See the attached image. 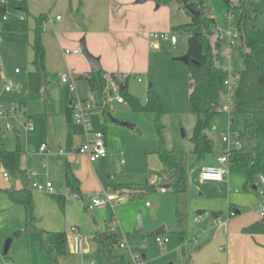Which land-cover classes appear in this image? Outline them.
Here are the masks:
<instances>
[{
  "label": "rangeland",
  "instance_id": "1",
  "mask_svg": "<svg viewBox=\"0 0 264 264\" xmlns=\"http://www.w3.org/2000/svg\"><path fill=\"white\" fill-rule=\"evenodd\" d=\"M33 1L27 2V10L21 14L26 19V32H0V104L4 109L15 108L11 117L0 119V137L7 151H14L19 147L23 168L26 169L27 160H31L34 169L40 167L43 161L44 169L41 175L30 178L28 174H11L0 164V192L14 188L30 190L37 225L49 232L66 231L69 235L72 233L70 227L76 226L86 239L90 233L103 232L107 225L105 221L111 220L108 228L122 237L123 247L115 246L109 260L93 251L87 252L83 259L72 254L67 255L62 258V262L67 264H90V261L94 264H105L106 260L109 261L107 264H208L206 255H214L220 259L222 256L224 261L227 253L219 250V244H210L204 251H199V247L218 229L225 231L236 225L248 226L264 218L258 212L260 206L264 207V198L258 194L259 186L245 190V178L240 174H229L228 187L200 183L197 179L200 166L213 165L216 162L220 133L225 132L232 141L235 140L234 134L243 129V120L232 115V125L227 128V116L224 113L217 116L214 123L215 129L220 131L219 136L213 130L206 132L213 141L214 153L206 155L199 162L195 161L191 139L196 117L188 109V97L193 82L186 65L174 60L185 55L187 37L175 33L176 45L164 43L161 50H151L149 58L141 60L140 57H135L130 59L131 67L124 69L125 71L113 72L117 80H122L121 76H129L127 91L141 105L145 104L149 86H152L160 98L164 112L158 119L159 128L156 126L155 113L133 111L126 101L120 104L114 100L110 104L106 103L112 119L131 124L134 129L117 125L109 116L95 112L91 117L92 125L97 131L105 133L107 155L91 164L85 156L77 152L83 141V137L79 135L82 129L74 122L67 121L65 111L70 97L78 100L90 97L86 81L78 79L79 75L85 73L86 62L89 69L90 66L85 57L65 54L66 50L72 51L76 47L73 39L68 35L67 41L61 43V30L52 27L49 22L56 15L63 16L64 22H69L65 10L68 0ZM190 1H203L205 13L215 20L214 35L210 38L213 46L219 36L216 31L238 28L240 0H230L229 5L225 0ZM251 2L255 11L254 26L258 30H264V0ZM169 5L175 11V19L180 17L181 23L189 21V15L182 6L176 2ZM40 13L46 19L37 28L36 19ZM224 23L226 27L223 29ZM36 29L44 47V68L50 83L46 87L44 99L27 101L25 92L28 74L32 71V44ZM62 31L68 32L71 29L64 28ZM167 32L173 31L169 28ZM222 48L219 52L215 50V55L219 53L231 70L235 69L238 74L243 69L239 51L236 48L229 49L225 43ZM168 57L174 60L172 64ZM63 74L71 76L73 93L68 94V86L61 82ZM136 77L140 78V82ZM6 84L15 85L16 88L5 92ZM5 124H9L10 129H6ZM68 134H72L69 145ZM161 142L165 148L183 151L189 156V168L193 169L187 175V191L184 194L158 191L162 165L156 151ZM42 145L47 147V153L42 154L44 157L36 153V149ZM30 147L34 151L30 152ZM66 166L79 180L77 190L69 191L66 188ZM4 172L9 175V179L2 177ZM109 174L118 184L148 183L156 190L141 197L130 198L127 190L115 191L106 187L105 179ZM33 183H50L52 191H37L32 187ZM74 193L79 195L78 199L72 198ZM53 195L65 197L63 208L58 205ZM91 198H111L112 201L104 208L96 209L89 207ZM209 205H216V210H209ZM138 211L142 212L140 229L136 228L135 223ZM234 211L239 214H234ZM211 213H219L220 216L213 220ZM5 216L6 213L0 215V233L11 223V215ZM196 219H199L198 222ZM207 220L213 224L211 228L206 227ZM94 221L99 224L97 228ZM160 228H165L166 232L157 233ZM202 230H206L209 235L200 239ZM14 233L12 231L3 238L1 245L3 247L7 241H11L7 256L12 259L13 264H17L18 256L28 250L29 246L21 238L22 235L15 237ZM156 238L167 239V242L160 246ZM32 240L36 251V240ZM0 264L10 263L0 254ZM35 264H44V261L38 258L37 261L35 259Z\"/></svg>",
  "mask_w": 264,
  "mask_h": 264
},
{
  "label": "trees",
  "instance_id": "2",
  "mask_svg": "<svg viewBox=\"0 0 264 264\" xmlns=\"http://www.w3.org/2000/svg\"><path fill=\"white\" fill-rule=\"evenodd\" d=\"M156 5H169L176 2L182 6L191 17V21L172 28L174 33L184 34L187 37L186 55L194 64L187 65L191 74L193 88L188 97V109L195 115L196 121L193 129L192 144L195 161L203 160L206 155L214 153L212 140L207 136L208 130H215V118L222 114L220 110L224 101V81L227 73L223 70V58L218 53L222 48L219 41L213 46L210 38L214 35L215 20L204 11V2L191 3L189 0H149ZM229 5L230 0H225ZM199 12L193 16L185 7ZM22 10L26 11V3H23ZM240 16L238 20L239 43L236 49L239 51L243 62V69L236 74L237 83L232 95V115L243 120V129L238 131V140L241 144L239 150H233L228 156L227 166L229 173L243 175L245 178L244 189H251L259 185V176L264 177V30H258L254 26L255 11L251 0L239 1ZM37 28L41 25V19L36 21ZM26 19L20 21L12 18L8 21L0 20V32H26ZM33 58L31 61L32 71L28 76V91L26 98L29 101H36L43 97L48 79L44 65V47L38 29L32 44ZM169 63L174 62L170 57ZM111 76L117 81L115 74H107L102 69L91 70L84 77L90 94L94 96L95 105L99 112L109 116V110L104 103L103 90L106 85V76ZM80 79L82 77L80 76ZM128 77L119 83L118 94L131 107L133 111L155 113L156 126L158 119L163 114V107L159 96L152 86H149L146 102L141 105L139 100L127 91ZM71 101V100H70ZM69 101V103H70ZM67 121H72L69 104L66 108ZM233 121V120H232ZM160 128V126L158 125ZM70 135H67L69 145ZM21 151L19 147L14 151H7L3 147L0 137V163L3 168L13 174L22 173L20 169ZM156 154L162 165V184L166 192L181 195L187 191V175L190 167L189 156L183 151H173L165 148L160 143ZM65 183L69 191L78 189L79 180L72 170L65 167ZM106 186L113 190H127L130 198L141 197L147 192L155 191L154 186L144 184H118L112 175L107 177ZM9 199L20 205L25 212L24 229L17 231L13 236L19 237L22 234H32L36 243L45 256L48 264H60L59 258L68 255L67 237L64 232H49L37 225L34 215V200L32 192L28 189H20L6 192ZM58 205L63 208L65 197L53 195ZM243 233L248 235H264V218L252 225L243 228ZM122 237L112 232L108 227L101 233L96 232L93 236V243L96 246V253L111 257L115 246L120 245Z\"/></svg>",
  "mask_w": 264,
  "mask_h": 264
},
{
  "label": "crops",
  "instance_id": "3",
  "mask_svg": "<svg viewBox=\"0 0 264 264\" xmlns=\"http://www.w3.org/2000/svg\"><path fill=\"white\" fill-rule=\"evenodd\" d=\"M32 2L34 1L32 0ZM26 10H27V3H26ZM65 10L67 12L66 14L68 15L69 22L68 21L64 22L65 18L60 15L55 16V17L57 16L61 17L59 21H55V17L54 19H52L54 20V22H52V27H55L56 29L61 30L62 32V34H59V38H60L59 41L63 43L64 41H67L68 35H71L74 46H76L73 49L75 50L79 47L82 48V45L77 46V44L78 43L81 44V41L83 40L86 50L94 57L99 58L101 69L105 71L107 74H112L116 70L125 71L124 69H128L129 67L132 66L131 64L132 61H130V59H135V57H140L141 60L146 59L145 57L149 58V52L151 50H161L162 44H160L158 49H153L149 47L148 40L146 39L147 32H167L169 28H171L172 30L173 27H176L182 24H187L191 21V17L189 16L188 22L181 23L180 17L175 19V11L173 10L171 5L158 6L154 2L147 1V0H68V3L66 2ZM38 19H41V24H42L46 18L43 15V13H40L36 21ZM64 28H69L71 29V31H68V32L62 31L64 30ZM222 50L223 48H221V51ZM70 52L71 51L65 54L73 55L79 58L85 57L84 54L78 55V54H72ZM185 55H186V52H185ZM223 63H224V60H223ZM91 70H92L91 66L89 69L87 62H86V66L84 67L85 73L83 75H79L78 79H80V76H81L82 79L84 80V77ZM233 72L235 73V69L233 70ZM49 83L50 82L48 80V84L46 85V87L49 85ZM11 86L12 88H16L15 85H11ZM46 87H45L43 97L41 98V100L44 99ZM27 91H28V78H27ZM27 91L25 92V97H26ZM67 93L69 94L68 89H67ZM70 100H71V97L69 98V101ZM69 101H68V104H69ZM213 131L218 134L217 136H219L220 131H218L217 129ZM69 135H70V139H69V144H70L72 140V134H69ZM79 135L82 136L81 132L79 133ZM219 142L220 143L216 149L217 157L223 151V144L220 140V136H219ZM105 143H106V138H105ZM67 145H68V142H67ZM106 146H107V143H106ZM213 148H214V144H213ZM38 149L39 147L36 149V153H38ZM29 151H30V148H29ZM38 155L41 157H44V155H40V154ZM216 164H217V159L213 165H216ZM202 167L204 166L199 167L200 170ZM31 168L36 171L35 178L41 175L42 169H44L42 168V164L40 167L35 168V169L32 167V164H31ZM20 169L22 172L20 174H24L26 176L28 174V177L32 178L29 175V172H28L29 169H27V162H26V169L21 166V162H20ZM190 169L192 170L193 168H190ZM190 169L188 173L191 171ZM64 172H65V168H64ZM109 175L106 176L105 185H106L107 177ZM2 177L4 179L10 178V177L5 178L3 174H2ZM64 179H65V176H64ZM198 181L200 183H212V184H216L217 186H224V187L226 186L228 187L230 185L229 175L226 177L225 181L222 183L201 182L199 179ZM20 189H24V188H18V189L14 188L11 190L6 189L3 192H0V215L2 213H6L5 217H7V215L8 216L11 215L10 216L11 223L8 224L6 226L7 228L5 227L3 231L0 233V254L3 257H5L6 261H8V263L10 264H13V261L7 255H8L11 243H10L7 253L4 254L5 245L2 247L1 242L3 241V238L8 236V234L11 233L12 231L17 232V231H21L24 229L25 212H24V209L20 205L15 204L9 199L6 192L13 191V190H20ZM115 191H119V190H115ZM215 206L216 205H212V206L209 205L208 208L209 210H216ZM85 209L87 208L85 207ZM234 214L237 215L239 214V212L234 211ZM219 216L217 218H219ZM217 218L215 219L212 218V219L216 220ZM196 220L198 222L199 219H196ZM259 221H255V222H259ZM105 222L107 224L106 227H109L111 220L107 219ZM205 222H206V227H209V228L212 227L213 224H211L209 220ZM248 226L241 225L240 227H238L236 225V226H233L231 229L227 228V230L225 231H223L222 229L219 231L218 229L217 231H219V234H217V231L213 233L207 239L206 243H204L203 246L199 247V251H204L205 247H209L210 244L212 245L219 244V250L222 252H226L227 255L224 261H223L222 256L220 259L219 257H215L214 255H206L208 264H223V262L224 264H240V263L264 264V235L262 234L248 235V234L243 233L242 232L243 228L248 227ZM70 228H74L75 231L71 230L72 233H70L69 235H67L66 231H63L67 237L68 255L72 254L73 256H78L81 259H83V256H85V254L90 251H93L95 254L99 255L98 253H96V246L93 243V236L98 231H95L94 233H90L89 237L85 239L82 236V233L78 227L72 226ZM206 230L201 231L200 234H202V236L200 239L209 235L208 232H205ZM98 233H101V232H98ZM21 238L24 239V241L28 242L29 247L27 248L28 250H24L23 253L18 256L19 263L17 264H35V259L37 261L38 258L39 259L42 258L44 261V264H48L45 256L39 249L37 243L36 245H37L38 250L35 251V246L32 244V241H33L32 239L34 238L35 240L34 235L32 234L28 235L24 233L22 234ZM242 252L244 253V256L241 257ZM66 256H63V257H66ZM63 257L59 258V263L67 264V263L62 262ZM107 260L105 264L109 262ZM82 264L84 263L82 262Z\"/></svg>",
  "mask_w": 264,
  "mask_h": 264
},
{
  "label": "built area",
  "instance_id": "4",
  "mask_svg": "<svg viewBox=\"0 0 264 264\" xmlns=\"http://www.w3.org/2000/svg\"><path fill=\"white\" fill-rule=\"evenodd\" d=\"M32 0H0V20L8 21L12 18L18 19L20 21L25 20V18L21 15L24 10L23 3H27ZM60 16L55 17V21L60 20ZM45 21V20H44ZM43 21V22H44ZM49 22L52 23L54 20L49 19ZM45 25V24H44ZM226 27V26H225ZM224 29V28H223ZM217 40L220 43H225L229 49L236 48L239 43L240 35L239 30L237 29H228L218 30ZM146 39L148 40L149 47L153 49H158L160 44L170 43L171 45L177 44V37L174 32H147ZM65 53H69L66 51ZM70 53L72 54H83L82 48H77ZM229 58V57H228ZM223 70L227 73V78L224 81L225 87V95L224 101L221 105V111L227 116V128L232 125V107L233 100L232 95L237 83V75L231 70L230 66L226 64V60L223 63ZM17 72V70L15 71ZM117 77V76H116ZM122 80H114L111 76H106V85L103 90L104 95V103H111L112 100L116 101V103H123V98L118 94L119 83L123 82L124 79L129 76H121ZM136 80L140 82V78L136 77ZM61 82L68 86V90L70 93L74 92V87L72 84L71 76L67 74H63L61 76ZM108 84V85H107ZM110 84V87H109ZM12 90V86L10 84H6L4 87L5 92H10ZM232 93V94H231ZM115 94V96H114ZM69 108L71 110V119L76 125L80 126L82 131L81 135L83 137V142L79 145L77 152L83 156H85L90 163H95L101 158H104L107 155L106 143H105V135L101 131L94 130L91 117L95 112H99L98 107L95 105L94 96L90 94V97L84 100H78L76 98H71L69 103ZM15 108L11 107L10 109H4L0 104V119L1 118H9L12 116ZM6 129H10L9 124H5ZM235 140H231L230 136L225 132L220 133V140L223 144V151L217 157L216 165H207L201 168L198 179L201 182H214V183H222L225 181L226 177L229 175V169L227 166L228 156L231 151L239 150L241 148V144L238 140L239 132L234 134ZM47 151V147L42 145L38 149V153L40 155L44 154ZM42 168H44V164L42 163ZM29 175L31 177L36 176V171L32 168L29 169ZM5 178H8L9 175L7 173H3ZM160 186L158 191L161 193L166 192L165 186L162 184V179L160 178ZM259 189L258 194L264 198V177L259 176ZM32 187L40 192H51L52 187L50 183H46L45 185H39L37 183H33ZM73 199H78V194L72 195ZM112 199H102V198H91L90 206L91 208H104ZM258 212L260 216H264V207L260 206L258 208ZM72 231H75L74 228H71ZM156 242L160 246H164L167 242V239L156 238ZM123 247L122 242L119 245ZM90 264H94L90 262ZM132 264H140L138 262H132Z\"/></svg>",
  "mask_w": 264,
  "mask_h": 264
},
{
  "label": "water",
  "instance_id": "5",
  "mask_svg": "<svg viewBox=\"0 0 264 264\" xmlns=\"http://www.w3.org/2000/svg\"><path fill=\"white\" fill-rule=\"evenodd\" d=\"M187 8V10L193 15V16H198L199 15V12L198 11H195L187 6H185ZM226 24H223V28H225ZM81 45H82V49H83V54L85 56V58L87 59V61L89 62L90 66H91V69L92 70H98V69H101V66H100V63H99V58L97 57H94L93 55H91L87 50H86V47H85V44H84V41L82 40L81 41ZM175 61H178V62H181L183 63L184 65H189V64H194L196 66H198V64L193 61V60H190L188 58L187 55H184L182 57H179V58H176L174 59ZM110 117V116H109ZM110 120L113 121L114 123H116L117 125H120V126H125V127H128L130 129H134V126L131 125V124H128V123H124V122H119L117 120H114L110 117ZM30 151H34L33 147H30ZM27 169H31V160H28L27 161ZM211 217L213 219L217 218L219 216L218 213H211L210 214ZM135 223H136V228L137 229H140L142 227V212L141 211H138L137 214H136V220H135ZM94 225L97 227L98 224L96 222H94ZM157 233L159 234H162V233H165V228H160L157 230ZM10 243L11 241H7L5 243V246H4V254L7 253L8 249H9V246H10Z\"/></svg>",
  "mask_w": 264,
  "mask_h": 264
}]
</instances>
